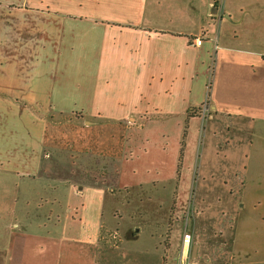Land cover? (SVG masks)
I'll return each mask as SVG.
<instances>
[{
	"label": "crops",
	"instance_id": "crops-1",
	"mask_svg": "<svg viewBox=\"0 0 264 264\" xmlns=\"http://www.w3.org/2000/svg\"><path fill=\"white\" fill-rule=\"evenodd\" d=\"M263 17L264 0H0V178L24 196L23 219L0 224V264H122L116 252L141 230L109 226L100 187L53 184L58 130L83 120L97 141L123 138L137 117L201 118L207 99L214 142L177 174L180 222L159 264H264V238L239 234L264 200V172L251 169L264 163V38L246 31ZM90 138L78 139L88 152ZM30 237L37 251L3 248Z\"/></svg>",
	"mask_w": 264,
	"mask_h": 264
},
{
	"label": "rangeland",
	"instance_id": "rangeland-1",
	"mask_svg": "<svg viewBox=\"0 0 264 264\" xmlns=\"http://www.w3.org/2000/svg\"><path fill=\"white\" fill-rule=\"evenodd\" d=\"M262 20L247 21L248 28L245 29L249 32L248 37L264 38V17ZM228 31L231 32V29ZM205 102L209 104L208 99ZM76 121L78 120L65 122L57 132L58 147L62 150L54 156L51 165L56 175L53 184L60 188L68 187L70 183L77 187H100L104 193V220L109 226L122 227V230H141L136 241L127 240L126 247L130 249L124 253L116 252L117 262L135 264V259L142 258L144 261L147 257V261H152V264H159L161 248L157 247L161 246V242L168 245L173 225L180 222L174 210L178 172L183 170L185 174H191L195 170L201 147L204 143L207 145L214 142L210 141L214 139V131L210 129L208 115L191 122L167 121V117L161 115L137 117V122L121 133L123 138L115 132L105 131L101 132L100 141H97V132L83 130V120ZM88 134L92 140V151L89 152L88 148L82 146V139L78 140ZM116 147L119 152L117 159L116 156H104L113 154ZM179 153L182 155L180 168ZM258 163L252 164V171L264 172V163ZM86 193L89 195L88 190ZM258 195L264 198V191ZM50 199L51 201H44V204L51 205L52 198ZM23 200L24 196L12 181L0 178V224H12L23 219V211L20 209L23 206H18L23 204ZM170 207L173 208L172 211ZM248 209L243 217L248 218V221L255 218L257 222L250 224V231L240 230V237L247 236L250 240L264 238V200L257 210L252 206ZM194 215L192 208L187 210L181 216V222L191 223ZM164 223L167 224L166 227ZM6 230L10 232V238L19 236L16 228ZM38 246L39 241L30 237L17 239L15 243L3 245V248L23 253L37 251ZM150 247L152 253L149 256L145 253Z\"/></svg>",
	"mask_w": 264,
	"mask_h": 264
},
{
	"label": "built area",
	"instance_id": "built-area-1",
	"mask_svg": "<svg viewBox=\"0 0 264 264\" xmlns=\"http://www.w3.org/2000/svg\"><path fill=\"white\" fill-rule=\"evenodd\" d=\"M195 44L200 46L202 45L203 41H204V36H198V37H195ZM202 114L205 115L207 113H205L206 111H209V104L208 102H205V104L202 106ZM185 242H186V247L189 249L191 248L192 244H193V240L191 238V235H186L185 237Z\"/></svg>",
	"mask_w": 264,
	"mask_h": 264
},
{
	"label": "trees",
	"instance_id": "trees-1",
	"mask_svg": "<svg viewBox=\"0 0 264 264\" xmlns=\"http://www.w3.org/2000/svg\"><path fill=\"white\" fill-rule=\"evenodd\" d=\"M181 163H182V155H181L180 160H179V163H178L179 168L181 166Z\"/></svg>",
	"mask_w": 264,
	"mask_h": 264
},
{
	"label": "water",
	"instance_id": "water-1",
	"mask_svg": "<svg viewBox=\"0 0 264 264\" xmlns=\"http://www.w3.org/2000/svg\"><path fill=\"white\" fill-rule=\"evenodd\" d=\"M217 11H218V8L217 7H215V9H214V13H217Z\"/></svg>",
	"mask_w": 264,
	"mask_h": 264
}]
</instances>
